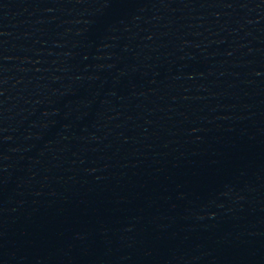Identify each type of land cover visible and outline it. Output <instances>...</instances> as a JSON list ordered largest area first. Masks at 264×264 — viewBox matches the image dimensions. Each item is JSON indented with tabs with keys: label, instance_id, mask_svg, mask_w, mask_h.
<instances>
[{
	"label": "water",
	"instance_id": "water-1",
	"mask_svg": "<svg viewBox=\"0 0 264 264\" xmlns=\"http://www.w3.org/2000/svg\"><path fill=\"white\" fill-rule=\"evenodd\" d=\"M0 264H264V0H0Z\"/></svg>",
	"mask_w": 264,
	"mask_h": 264
}]
</instances>
